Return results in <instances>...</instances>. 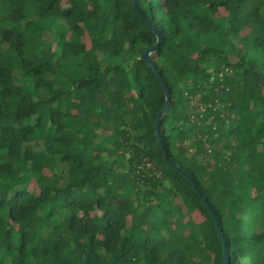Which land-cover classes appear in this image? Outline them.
<instances>
[{
	"label": "trees",
	"instance_id": "16d2710c",
	"mask_svg": "<svg viewBox=\"0 0 264 264\" xmlns=\"http://www.w3.org/2000/svg\"><path fill=\"white\" fill-rule=\"evenodd\" d=\"M140 3L170 160L229 264H264V0ZM156 41L133 0H0V264H225L156 136Z\"/></svg>",
	"mask_w": 264,
	"mask_h": 264
},
{
	"label": "water",
	"instance_id": "95a60500",
	"mask_svg": "<svg viewBox=\"0 0 264 264\" xmlns=\"http://www.w3.org/2000/svg\"><path fill=\"white\" fill-rule=\"evenodd\" d=\"M134 1V6L137 10V12L139 13V15L141 16V18L143 19V21L145 22V24L150 28V30L153 32V34L156 36V43L153 47H151L149 50H147L144 54H142V56L140 57V60L145 62L154 72V74L157 77L158 82L160 83L161 87L163 88L164 94H165V105L162 108V110L158 113L156 122H155V132H156V136L159 140L160 146L163 150V154L165 156V159L167 160L169 166L172 168V170H174L177 174H179L180 176H182L183 178H185L194 188L196 194L199 196V198L203 201L204 205L206 206V208L208 209V211L210 212L215 225H216V229L218 231V234L222 240V243L224 245V262L225 264H229V260H228V255H227V250L225 248L226 246V238L223 234L222 228H221V224L218 218L217 213L215 212V210L211 207V205L209 204L208 200L205 198V196L202 194L201 190L199 189L197 183L195 182V180L189 175L187 174L185 171H183L181 168L177 167L171 160L169 157V153L165 147L164 141H163V137H162V133H161V125L163 122L164 117L166 116V114L170 111L171 106H172V94H171V90L170 87L168 86V84L166 83V81L164 80V78L161 75L160 70L158 69V67L153 63V61L151 60V56L153 54H156L158 52V50L160 49V47L163 45V35L160 32V30L157 28V26H155V24L149 19V17L146 15L140 0H133Z\"/></svg>",
	"mask_w": 264,
	"mask_h": 264
},
{
	"label": "rangeland",
	"instance_id": "374dc122",
	"mask_svg": "<svg viewBox=\"0 0 264 264\" xmlns=\"http://www.w3.org/2000/svg\"><path fill=\"white\" fill-rule=\"evenodd\" d=\"M64 7H65V4H64ZM218 18H220V19H224L225 18V16H226V12L224 11V10H220V11H218ZM47 41H48V43H53V40H52V38L51 37H49V38H47ZM83 42L87 45V48L88 49H90L91 48V41H90V38H89V36L88 35H85L84 37H83ZM55 46V44L53 43V47ZM14 74L15 75H17L18 74V72L16 71V72H14ZM177 97H180V95L179 94H177ZM95 105V107L96 108H99V106H100V102H97V103H95L94 104ZM77 126H78V128H80V123L79 122H77ZM72 133L73 132H67V134L69 135V136H71L72 135ZM83 136L84 135H80V138H83ZM115 136V134L113 133L112 134V137H114ZM101 142H103V144L99 147V148H94L92 145H89V149H88V153H87V155L88 156H95V157H99V156H102V157H104V159L106 160V161H108V159H107V157H108V153H110V152H114L115 150H116V147H115V145H114V142L113 141H111V140H109V141H107V144H106V142L105 141H101ZM75 152V150L74 149H70L69 150V153H74ZM84 163H85V159H82V162H81V165H84ZM80 165V166H81ZM108 167H110V168H119L121 165H122V162L121 163H116L115 161H109L108 162ZM118 177H122V174H119L118 175ZM34 186H36V184L34 183L33 184V186H31V188H33ZM115 202V201H114ZM130 206H131V208H132V212L133 213H135L136 211H137V203L136 202H134L133 204H130ZM95 216H97L98 218H99V216L100 217H102V215H101V213L98 211V210H95ZM88 218V217H87ZM135 219H136V217H134ZM196 218H197V220L199 221L202 217L201 216H196ZM100 219V218H99ZM130 220H133V217H130ZM93 221V220H92ZM183 227V225L180 223V228H182ZM185 230V229H184ZM184 232H186V231H184Z\"/></svg>",
	"mask_w": 264,
	"mask_h": 264
},
{
	"label": "built area",
	"instance_id": "2783aa9c",
	"mask_svg": "<svg viewBox=\"0 0 264 264\" xmlns=\"http://www.w3.org/2000/svg\"><path fill=\"white\" fill-rule=\"evenodd\" d=\"M230 72H231V71H230L229 69H224V71H221V72L218 74V76H214L213 79H211V82H213L214 79H216V78H220V79H222V78L224 77L225 74H228V73H230ZM201 109L204 110V108H201Z\"/></svg>",
	"mask_w": 264,
	"mask_h": 264
}]
</instances>
